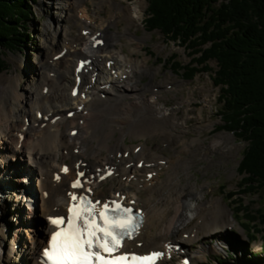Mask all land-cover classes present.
Here are the masks:
<instances>
[{"label": "bare ground", "instance_id": "obj_1", "mask_svg": "<svg viewBox=\"0 0 264 264\" xmlns=\"http://www.w3.org/2000/svg\"><path fill=\"white\" fill-rule=\"evenodd\" d=\"M80 1L49 0L54 13L48 22L50 38L59 39L61 42L65 40L64 50L55 63L62 69L72 66L68 73L74 80L71 81L67 74L58 72L50 78H43L46 65L39 61L36 83L26 86L30 96L27 101L31 102L30 99L41 95L38 88H46L48 96L54 101L52 110H49L47 103L48 111L38 108L36 117L43 120L40 122H44L46 130L52 134L48 138L49 143L54 142L50 148L57 149L58 143L64 137L67 142L64 143V149L72 163L75 164L77 159L85 163V175L88 176L86 188L99 189L104 182L110 181L108 195L123 193L124 198L136 200L135 204L144 212L143 224L131 239H126L124 245L160 253L155 264H171L176 261V264H185V261L187 264H194L195 259L205 255L208 248L207 245H202L194 251L190 249L189 242L203 230H212L218 226L219 220L223 219V213L227 210L219 198L207 200L204 204L199 202L196 196L204 194V183H199V189L189 181L190 167L201 152L193 149L188 142L192 143L200 137L189 139L185 136L184 132L188 128L185 123L189 117L200 118L201 122L196 127L207 129L211 126V121L203 119L202 114L195 113L192 101L196 98H193V91H189L188 105H184L183 101L179 102L184 106L186 118L170 117L169 107L159 99V91L150 90L144 93L135 82L137 78L133 67L136 64L145 67L146 62L126 55L121 47L117 48L115 44L113 46L114 38L103 32V27L95 30L90 25L91 21L82 19L80 14L76 13ZM108 1L111 2L108 21L120 11L126 20V29L132 23L141 24L142 10L136 4L122 5L123 0ZM134 8L138 10L136 17L132 14ZM66 19L78 25L77 34H72V24L66 23ZM82 28L83 32L80 33ZM94 37L102 43L95 44ZM133 37L135 36L131 33L129 41H132ZM78 63L81 68L77 70ZM13 78L16 79V76ZM186 88L191 89L193 86L188 85ZM73 92L76 94L73 95ZM19 94L15 87L11 96L17 98ZM202 100L208 102L206 96H203ZM19 108L18 103L10 101L9 104L3 100L0 106V121L6 122L9 118L18 116ZM137 115L145 120H138ZM140 124H145L151 129H162L165 140H170L173 144L181 140L183 145L176 147L173 156H168L144 142L134 145L125 143L126 133H142ZM177 125L183 128L182 133L172 132L173 127ZM8 128V124L0 126V130L5 133ZM117 130L119 135L116 136L114 133ZM228 136L234 141L230 133ZM3 139L5 144L0 145V165L8 163H5L7 157L2 154L3 149L8 152V147L5 146L8 143L6 137ZM211 145L214 150L231 148L223 135L213 139ZM230 145L233 146L234 143ZM103 150L106 152L103 153ZM115 155H118L117 159L114 158ZM83 156L90 160L84 159ZM218 160L222 159H214L215 162L211 160L208 167L215 165ZM162 171L165 172L164 177L160 176ZM134 187L141 193L133 189ZM142 194H145V197ZM97 195H103L102 191ZM19 203L25 205L23 200L20 201L16 197H13L12 203L3 199L0 209L5 206L7 212L11 213L8 208L11 205L18 208ZM12 220H15L14 215L13 218L5 217L0 224V258L16 257V261L20 257L25 260L27 255L34 258L33 254L36 252L33 246L30 248L24 244L16 250L15 243L21 237L20 229L23 228L12 224ZM32 242L37 243L34 238Z\"/></svg>", "mask_w": 264, "mask_h": 264}, {"label": "rangeland", "instance_id": "obj_2", "mask_svg": "<svg viewBox=\"0 0 264 264\" xmlns=\"http://www.w3.org/2000/svg\"><path fill=\"white\" fill-rule=\"evenodd\" d=\"M124 2H126V0H124ZM131 4H136L139 9L142 10L143 20V17H145L144 8L147 4L146 0H131ZM34 7L36 9V13L33 16V19L35 18V20L30 25V31H32L31 34L33 37L28 43L27 48L24 52L15 51L14 53L10 52L5 54L4 57L7 60L8 65L4 67V69L0 68V75H3H1V77L3 78L2 83L5 88V91L2 92V88L0 87V96L9 104L10 101L12 103H18V100L11 96V92L15 86H17L19 91L22 92V95L19 96V99L22 102H25L29 97L25 93L26 86L36 83V68L39 61H43L46 65V69L44 70L45 75L43 78H50L55 72L61 74L66 73L65 68L62 69L55 63V60L62 54L61 52L63 51L65 40L63 43L59 39L55 40L54 38H50L51 33L48 28V20L51 16H53V9L50 7V4L47 0H35ZM83 8H85V10H83ZM107 9L111 8L108 4V1L106 0H83L80 4H78V13L81 14L83 10V16L87 20L96 24V29H99L101 25H104L103 30L109 31L110 34H112L117 29L121 30V32L117 34V40L114 41V44L116 46L122 47V49L131 56H134L139 60H145V68H142L138 64L133 67L135 74L138 76L137 83L141 88H149V85L151 84L158 85L160 87H163V85L166 86L165 88L158 89H161L160 93L163 94L160 100L167 106L174 108V110L171 112V116H181L183 114L182 110L180 109L182 107L178 103L183 96H187L188 90L193 91L197 98H200L198 96L199 89L201 92L205 93L207 92L206 89H208V93L210 95L212 94V96L216 92H219L220 85H215L214 81L212 80L213 72L211 70L200 71L196 73L192 79H185L184 75L181 74L182 71H177L178 73L172 72L169 67V63L162 60V57L166 58L170 54L176 52L178 54L176 57L177 59H179L182 63L188 62L191 59V55L187 52L184 46H181L172 40L166 39L159 30H146L143 23L138 25L133 23L128 29H126L124 27L126 22L122 18L120 11L118 12V16L114 15V17L108 21L107 18L109 17L110 13H107ZM66 23L72 24V27L75 28V31H73L72 34H75L78 27L76 28V25L72 20L66 19ZM129 29L136 35L132 41L128 40L129 36L126 30ZM59 45L62 46V48H59ZM209 64L213 68L217 67V63L213 59L209 60ZM30 74L32 75L30 76ZM13 76H16V79L13 78ZM71 77L73 76L71 75ZM6 84L7 87H5ZM188 85H192L193 88L187 89L186 86ZM148 91L149 90H146L145 92L148 93ZM48 101L53 105L54 101L52 97L49 96ZM206 115H209L208 118L212 122L213 126L209 128L210 131L207 129L203 130V133H206V136L200 141L197 140L195 144L188 142L193 149L201 150V142L204 144V146L208 147V142L212 136L219 134V132H227L226 130L215 127V125L221 122L219 115H214V113L213 115L206 113ZM197 131L198 130L195 128L187 135L191 136V134H196ZM161 132L163 131L153 130L150 132L152 134H149L148 130L145 128L142 133H146V135H141V133H137V135L127 134L126 142L132 144L145 141L147 144L156 148L159 152H162L168 156H173V154L176 152V147L183 145L182 141H177L173 144L170 140H164V133L162 134ZM116 134L118 135L119 131H117ZM237 140V145L231 148L229 155H227L228 152H226L225 156H223V161L216 162L215 167L208 172V176L203 170L204 164L208 162V158L206 156L204 157L203 155H199L197 157L196 164L193 168H191L193 173L197 172L200 174L199 182L204 181L205 177L210 180V187H204L205 194L204 197L200 199V201L202 202L204 199H211L213 197L219 196L221 202L228 208V212L226 211V213H224V222L219 220V227L215 229L214 234L208 235L202 233L198 238L193 239L188 244L191 250L198 249L199 246H201L204 242L210 244L214 243L211 245L218 247L208 250L206 255H203L200 258H196L194 264H255L256 261H259L263 258V256H260L259 254L254 257H250L248 253L254 251L258 253L264 244V237H262L260 233L256 239H250L246 237L243 228L239 224V221L241 220H237L235 217L232 220L229 218V215L231 214L230 205H234L233 198L235 197L241 196L243 202L249 204L253 211H255L256 208L262 206L264 202L261 193L259 192L238 193L235 194L233 198H230L229 195H227V192L230 190H239L238 182L241 179V174L235 171L234 167L237 165L238 159L241 157L247 142L244 140ZM227 142H229V140L226 135V143ZM103 152L106 151L103 150ZM215 155L220 156L221 154H210L211 157H214ZM117 157L118 156L115 158ZM227 160L230 161L229 167H231V173L227 172ZM161 175L164 176V173L162 172ZM216 175L219 177V182H225V188L218 186L219 182L215 179ZM194 179L195 177H192L193 181ZM199 187L200 186H198V188ZM233 213L234 212H232V215ZM255 222L259 223L258 220ZM221 239L224 240V243L229 244L227 248H221L217 245V241ZM216 258H219V260H216ZM256 264H264V262H256Z\"/></svg>", "mask_w": 264, "mask_h": 264}, {"label": "trees", "instance_id": "obj_3", "mask_svg": "<svg viewBox=\"0 0 264 264\" xmlns=\"http://www.w3.org/2000/svg\"><path fill=\"white\" fill-rule=\"evenodd\" d=\"M28 0H0V54L19 49L27 29ZM150 27L202 50L196 60L215 57L216 80L226 83L225 118L237 135L249 139L243 168L250 187L264 185V0H149ZM210 42L206 47L202 44ZM1 66L4 60L0 57ZM246 178L245 180H247ZM255 184V185H252ZM248 187V186H247ZM248 187V188H250ZM264 220V211L262 212Z\"/></svg>", "mask_w": 264, "mask_h": 264}, {"label": "snow or ice", "instance_id": "obj_4", "mask_svg": "<svg viewBox=\"0 0 264 264\" xmlns=\"http://www.w3.org/2000/svg\"><path fill=\"white\" fill-rule=\"evenodd\" d=\"M93 40L97 45L102 43L95 37ZM79 186L78 179L73 187ZM71 200L73 204L68 208L67 219L51 220L57 230L52 233L49 246L44 249V264H145L160 255H115L122 247V241L131 239L139 227L141 216L134 214L132 208L122 207L113 201L111 207L105 203L103 210L97 214L95 209L99 202L93 203L86 196L76 195H72ZM77 200L79 203H75Z\"/></svg>", "mask_w": 264, "mask_h": 264}, {"label": "clouds", "instance_id": "obj_5", "mask_svg": "<svg viewBox=\"0 0 264 264\" xmlns=\"http://www.w3.org/2000/svg\"><path fill=\"white\" fill-rule=\"evenodd\" d=\"M132 14H133V16H134V17H136V16L138 15V10L134 8V10H133V13H132ZM81 15H84V12H83V10H82V12H81Z\"/></svg>", "mask_w": 264, "mask_h": 264}]
</instances>
